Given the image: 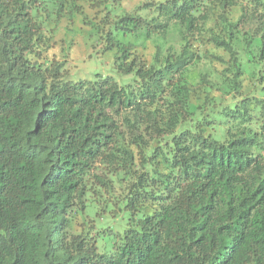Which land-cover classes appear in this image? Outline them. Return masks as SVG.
Returning a JSON list of instances; mask_svg holds the SVG:
<instances>
[{
    "label": "trees",
    "instance_id": "1",
    "mask_svg": "<svg viewBox=\"0 0 264 264\" xmlns=\"http://www.w3.org/2000/svg\"><path fill=\"white\" fill-rule=\"evenodd\" d=\"M120 2L0 0V264H264V0Z\"/></svg>",
    "mask_w": 264,
    "mask_h": 264
},
{
    "label": "rangeland",
    "instance_id": "2",
    "mask_svg": "<svg viewBox=\"0 0 264 264\" xmlns=\"http://www.w3.org/2000/svg\"><path fill=\"white\" fill-rule=\"evenodd\" d=\"M157 1L161 0H121L115 12L119 15L125 12H136L152 19L156 16L154 10L150 7H139L145 3ZM57 33L58 39L65 40V43L60 41L58 53L67 56L70 60L75 70L73 78L76 81L92 80L97 74L103 77L111 76L120 81L114 66L115 52L103 51L100 35L95 29L83 25L81 17L76 18L72 24L68 23V18L63 19V26ZM162 40L167 42L166 45H170L169 42L180 43V38L174 29L162 37Z\"/></svg>",
    "mask_w": 264,
    "mask_h": 264
}]
</instances>
